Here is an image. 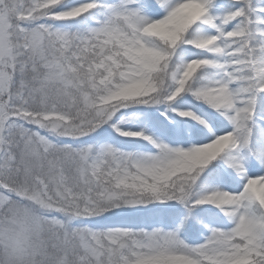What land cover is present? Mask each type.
Instances as JSON below:
<instances>
[{"label": "snow or ice", "instance_id": "1", "mask_svg": "<svg viewBox=\"0 0 264 264\" xmlns=\"http://www.w3.org/2000/svg\"><path fill=\"white\" fill-rule=\"evenodd\" d=\"M0 264H264V0H0Z\"/></svg>", "mask_w": 264, "mask_h": 264}]
</instances>
